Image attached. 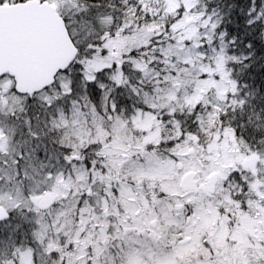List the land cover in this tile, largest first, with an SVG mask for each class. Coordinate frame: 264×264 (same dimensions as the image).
Masks as SVG:
<instances>
[{
  "label": "snow or ice",
  "instance_id": "obj_1",
  "mask_svg": "<svg viewBox=\"0 0 264 264\" xmlns=\"http://www.w3.org/2000/svg\"><path fill=\"white\" fill-rule=\"evenodd\" d=\"M0 264H264V0H0Z\"/></svg>",
  "mask_w": 264,
  "mask_h": 264
}]
</instances>
